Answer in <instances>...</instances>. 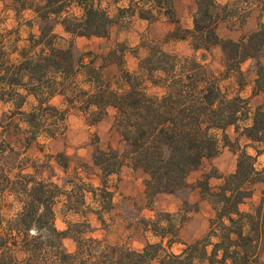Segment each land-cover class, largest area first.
Instances as JSON below:
<instances>
[{
    "label": "trees",
    "instance_id": "16d2710c",
    "mask_svg": "<svg viewBox=\"0 0 264 264\" xmlns=\"http://www.w3.org/2000/svg\"><path fill=\"white\" fill-rule=\"evenodd\" d=\"M20 1L23 8L34 11L40 30L38 35L31 33L29 45L18 51L8 49L0 39V98L13 102L24 117L27 145L40 135L54 139L65 130L70 107L54 105L52 101L57 96H62L69 106L79 101L90 125L100 122L109 108H114V127L124 149L97 148L93 161L105 178L119 175L124 166L141 170L146 175L145 195L151 205L160 194H179L189 188L190 174L205 159L219 153V133L230 146L226 131L242 120L248 99L226 93L197 58L179 57L161 44L149 47L139 72H123L121 82L113 88L101 71L85 63L84 54L73 41L60 46L59 41L64 39L55 32L60 25L71 37L107 38L119 18L128 14L153 21L154 13L162 12V5L175 21L173 0H150V7L139 11L141 0H116L128 1L129 5L120 7L114 17L101 7L102 0H41L34 5ZM254 1L263 3L264 10V0ZM229 5H220L217 0H196L193 29L177 28L168 39L190 38L197 52L220 47L227 70L238 74L244 62L254 60V93L264 94V65L259 60L264 49V23L238 40L221 38L217 32L220 23L235 15ZM72 7L79 13H73ZM16 51L18 58L13 57ZM82 71L89 78L91 90L79 89L76 84V76ZM30 98L36 104L30 111L22 112ZM241 135L258 155L264 154V104L257 107L251 125L243 128ZM14 151L0 134V264H151L157 259L161 264H193L196 259H205L208 264L259 263L264 248V198L247 212L241 210V205L252 199V185L264 184V168L258 169L256 157L245 150L238 157L235 172L222 177L220 186H210L213 175L197 184L211 203L215 217L210 221L208 237L179 254L170 251L172 239L168 246L163 244L168 238L164 230L173 229L174 225L161 227L153 220L147 223L160 242L147 244L142 250L111 244L105 237L95 236L96 230L87 219L68 223L66 230H60L56 226L57 199L70 198L75 191L36 179L25 171L24 159L18 158L16 167L5 165V154ZM100 189L105 199L112 201L114 191L106 180ZM6 195L20 199L22 209L15 218L5 221L1 217V199ZM183 203L188 204L186 199ZM66 210L83 214L74 204ZM99 220L105 224L101 215ZM68 238L76 243L74 252L65 248ZM212 239L217 241L213 243Z\"/></svg>",
    "mask_w": 264,
    "mask_h": 264
},
{
    "label": "rangeland",
    "instance_id": "374dc122",
    "mask_svg": "<svg viewBox=\"0 0 264 264\" xmlns=\"http://www.w3.org/2000/svg\"><path fill=\"white\" fill-rule=\"evenodd\" d=\"M41 0H29V4H36ZM150 0H141L137 11L141 8L148 9ZM220 0V5L230 4L229 11L234 16L221 22L217 32L221 38L238 40L258 29L264 23L263 3L254 0ZM14 5H22L20 0H7L3 13L0 15V39L3 38L8 49L19 50L29 45L31 33L38 35L40 21L33 17L32 13L24 12L14 15L8 8ZM172 10L175 21L165 13V6L160 13L156 11V19L147 21L138 15L126 14L119 18L112 27L107 38L101 37H71L66 34L59 25L55 32L64 40L59 41L64 47L73 41L84 54L85 63L95 66L103 73L106 81L113 88H117L121 82L123 72L137 73L141 60L149 54V47L164 45L163 48L179 57H194L200 60L208 72L214 75L220 82L223 90L230 94H239L248 99V108L244 112L242 120L235 126L227 129L226 133L231 141L230 146L219 133L220 151L214 158L205 159L199 169L193 171L188 177L189 188L179 194H160L153 204H149L146 195L144 181L146 175L141 170L124 168L118 175L104 177L99 166L93 161V154L97 148L107 150L109 147L122 151L124 143L116 128L114 119L116 111L109 108L107 115L97 124L90 125L81 112L79 101L69 106L64 103L62 96H57L52 103L58 107L69 108L70 112L65 123V130L54 139H48L40 135L27 145V126L24 117L17 111L13 102H7L0 98V134L11 145L15 153L7 152L5 165H17L18 158L24 159L25 171L34 174L40 180L53 181L65 187L67 191H75L68 196L57 199L55 206L56 226L60 230H66L68 223L89 220L95 228V236L105 237L111 244L128 246L135 250H142L147 244L160 242L149 229L147 221H157L161 227L174 225L164 230L168 238L164 246H168V240L172 239L170 251L181 253L189 245L208 237L210 221L215 217V212L209 200L203 195L197 184L206 176L210 186L215 189L223 183L222 177L234 172L237 160L242 151H246L256 157V167L264 168V154L258 155L256 150L248 144L247 139L241 135L243 128L250 126L252 118L258 106L264 104V94L254 93L256 79L255 61L248 60L241 65V74L229 71L226 68L223 52L220 47H213L210 51H195L191 39H168L170 33L177 28L193 29V16L196 11V0H173ZM128 1L102 0L101 7L111 16H117L120 7H128ZM155 10V9H154ZM73 13L79 11L72 7ZM15 52L13 57L18 58ZM260 62L264 65V49L260 56ZM120 78V79H119ZM87 74L82 71L76 76V84L79 89L91 90ZM159 90H152V92ZM79 95V94H78ZM85 99V98H83ZM33 98L21 109L28 112L35 105ZM254 145V144H253ZM256 147L258 144H255ZM121 174L123 178H121ZM103 180L108 187L114 189L112 201L108 202L100 191ZM121 182H125L121 184ZM123 186H121V185ZM254 195L241 205L242 211H250L260 204L264 198V184L252 185ZM96 190V192H92ZM184 199L188 204H184ZM110 203V204H108ZM78 207L83 214L68 212V205ZM108 206V207H107ZM1 217L6 221L15 218L22 209V201L15 196L6 195L1 199ZM104 219L102 225L99 216ZM168 215L170 218H168ZM167 220H169L167 222ZM213 243L217 240L212 239ZM68 252L76 250V243L71 238L64 242ZM212 246L208 247L210 252ZM151 264H161L160 260H154ZM193 264H208L205 259H196ZM264 264V248L259 257V263Z\"/></svg>",
    "mask_w": 264,
    "mask_h": 264
},
{
    "label": "crops",
    "instance_id": "0c3cea01",
    "mask_svg": "<svg viewBox=\"0 0 264 264\" xmlns=\"http://www.w3.org/2000/svg\"><path fill=\"white\" fill-rule=\"evenodd\" d=\"M27 1H29V0H27ZM220 2L221 3H224L225 1L220 0ZM6 3H7V0H0V15H1V13H3V9L5 8L4 7V4H6ZM8 9H9L8 11L11 12L12 14H14V15H18L19 13L28 12V13H32V15H33L34 18L36 17V14L34 13V11L32 9H30L28 7L23 8L21 4L18 5V6H16V5H14V3H12L11 7H9ZM124 168L130 169V166H124L122 168V170H124ZM113 176H115L116 178H118V175H113ZM121 178H123V175L122 174H121ZM124 183L121 182V184H124ZM121 186H123V185H121ZM114 189L115 188H112L113 191H114Z\"/></svg>",
    "mask_w": 264,
    "mask_h": 264
}]
</instances>
